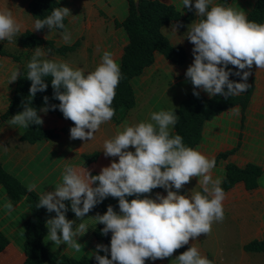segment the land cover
<instances>
[{
    "label": "clouds",
    "instance_id": "obj_1",
    "mask_svg": "<svg viewBox=\"0 0 264 264\" xmlns=\"http://www.w3.org/2000/svg\"><path fill=\"white\" fill-rule=\"evenodd\" d=\"M182 3L189 11L194 8L197 17L187 26L184 38L194 46L193 62L185 72L193 95L199 98L196 89L210 98L246 92L253 66L264 69V24L250 21L245 11L214 4L213 0ZM70 16L75 17L68 7H56L50 15L33 22V31L45 27L50 31L63 30L62 41L70 44L72 35L64 24ZM180 26L173 23L172 32L177 34ZM22 28L12 7H0V41L12 42ZM44 49L35 47L27 64L26 79L31 81L28 96L33 99L38 92L46 91L45 78L51 77L53 99L59 104L49 105L47 96L40 109L32 106V99L24 101L23 111L12 116L9 125L25 129L41 126L44 120L38 113L58 108L65 119L73 122L71 140H92L101 125L115 115L112 104L122 78L119 63L112 52L104 51L100 64L86 73L83 68L57 61L53 56L49 59L52 50ZM21 75L19 68H13L9 83L16 82ZM231 76L239 77L241 82L230 79ZM178 119L175 111L161 110L150 113V121L125 125L113 138L104 141V156L118 157V161L113 159L99 174L66 164L62 182L53 191L43 192L36 205L55 213L45 224L49 240L79 252L82 244L77 238L88 232L90 226L83 221L91 217L96 225H103L101 235L111 233L110 246L97 244L93 252L98 264H145L147 260L173 257L190 240L211 233L214 222H223L226 194L221 179L213 177L215 157L186 146L181 135L173 134L171 129ZM0 148L7 151L3 143ZM193 177L198 178L201 191L181 194ZM36 187L33 182L27 191ZM156 188H163L167 195H144ZM133 196L136 198L128 199ZM108 197L118 199L119 211L108 205L103 214L88 216ZM66 202H70L76 219L67 218ZM4 207L9 214L15 210L11 200ZM175 259L178 264H214L195 243Z\"/></svg>",
    "mask_w": 264,
    "mask_h": 264
},
{
    "label": "crops",
    "instance_id": "obj_2",
    "mask_svg": "<svg viewBox=\"0 0 264 264\" xmlns=\"http://www.w3.org/2000/svg\"><path fill=\"white\" fill-rule=\"evenodd\" d=\"M59 1L64 7L63 1L65 0ZM160 1L174 4L182 14L186 12L182 0ZM254 1L213 0V3L232 6L234 9L245 11L248 14L254 5ZM29 2L30 0H0V7L9 6L13 8L15 16L23 25L21 32L30 30L45 37L47 27L43 32L33 31L32 25L35 19L30 13ZM194 2L195 0H193V4ZM123 13L126 14L125 9ZM116 18L121 19L122 16ZM196 18L194 15V18L189 22L175 21L166 24L164 27L170 42L174 45H182L187 50L188 57L185 64L177 65L162 53L155 51L153 62L130 81L135 100L134 107L129 110L124 107L120 108L116 114L119 117L118 120L111 119V121L102 124L92 140H71L69 131H61L55 138L28 143L19 139L24 128L9 125V121L14 115L1 121L0 143L7 147V151L0 148V160L3 166L25 185L29 186L35 182L37 186L35 191L41 195L43 192L53 191L54 187L62 182L61 177L66 164L80 166L82 155L92 151H99L104 155V141L113 138L118 131L123 130L125 125L150 121V113L152 112L176 109L186 95L193 90L190 80L185 77V72L193 62L192 48L194 46L184 38L187 35L185 33L187 26L195 22ZM82 19L80 21L78 16L74 17L69 31L71 35L74 36L73 34H76L79 28L83 32L86 29V34L90 31H96L100 40L91 43L85 35L80 47L67 54H74L77 60L78 57H81L82 60H78V62L85 63L83 69L86 73L95 70L100 64L104 51L112 52L119 63L124 47L128 43L126 32L120 27L115 28L114 25L112 27L104 24L96 26L89 20L85 24L83 15ZM69 22L70 18L67 17V30ZM173 23L181 25L177 34L172 32ZM20 33L12 42L2 41L7 52L17 54L27 50L19 43ZM74 37L77 39V36ZM182 40L183 42L180 43ZM60 43L67 44L63 41ZM23 64L21 57L20 61H17L10 55L0 54V114L7 109L16 85V82L9 83L10 72L13 68L21 69ZM250 81L253 83V90L244 116L240 105L232 106L216 114L204 122L201 139L192 147L205 155L215 157L216 165L212 170L214 178L222 180L223 171L228 163H233L239 167L247 163H254L264 170V69H256L254 65L247 83L249 84ZM197 90L203 96L209 97L201 89ZM39 115L44 120L43 127L45 128H63L69 123L68 119L49 111L46 114L39 112ZM107 125H109L110 130L108 132L105 130ZM129 150L134 151L131 148ZM221 153H226L227 156H219ZM105 158L108 165L113 159L118 161V157ZM102 167L100 166V168ZM182 190L183 194L190 192V190L193 192L200 191L198 178L193 177L191 182L186 184ZM224 192L226 198L223 202V222H214L211 233L201 234L195 241L190 240L189 245L195 243L203 255L206 257L211 255L214 264H264L263 253L247 252L243 249L244 244L248 241L264 238V171L258 177L255 188L249 190L243 181H239ZM157 193L167 195L163 189L150 194L151 198H155ZM9 200L0 184V231L12 242L17 251L21 252L24 242L23 223L29 215V208L25 198L17 202L11 200L15 210L9 214L4 207ZM95 214L89 213L88 216ZM67 218L76 219L75 216ZM83 222L88 224L90 229L84 236L77 238L78 242L82 244L79 252L70 249L67 245L52 243L47 234L43 238V244L54 254L94 257L93 252L97 244H108L93 235L92 228L94 225L92 223H95L94 219L87 217ZM99 254L105 255L104 252ZM178 255L179 253L176 251L171 258L156 261L147 260L145 264H178L175 259Z\"/></svg>",
    "mask_w": 264,
    "mask_h": 264
},
{
    "label": "trees",
    "instance_id": "obj_3",
    "mask_svg": "<svg viewBox=\"0 0 264 264\" xmlns=\"http://www.w3.org/2000/svg\"><path fill=\"white\" fill-rule=\"evenodd\" d=\"M126 2L125 16L121 19L113 18L114 27L122 28L128 37V43L124 47V52L119 62L122 78L115 90L116 95L112 104V107L115 109V115L112 118L114 121H117L119 118L116 114L120 108L124 107L126 110H129L134 107L135 100L130 81L134 76L139 75L146 66L153 62L155 51L162 53L177 65L185 64L188 57L187 50L182 45L172 44L164 31V27L170 22H189L195 15L194 8L191 11L186 9L185 14H182L174 4L165 3L160 0H138L137 7L135 6L134 0H126ZM56 7H62L59 0H30L29 2V10L35 20L43 19L50 15L51 11ZM247 16L250 21L263 24L264 0H255ZM64 24L66 27L67 18H65ZM45 28L39 32H43ZM18 40L24 48L34 49L39 46L46 50L51 49V53L61 56L75 51L81 44L80 38L74 40L70 44H56L53 39L42 37L30 30L21 32ZM0 54L10 55L15 60L20 61L18 55L9 53L5 50L2 41H0ZM28 63L23 64L20 69L22 73L21 78L16 81L15 89L7 109L0 114V122L11 115L23 111V102H28L32 99L28 96L31 81L26 79ZM233 71H235V69H233ZM230 79L240 82V78L236 76H231ZM45 82L48 84L47 90L38 92L32 99V106L37 109L44 106L43 98L45 96L49 98V105L59 104L58 100L53 99L51 77L45 78ZM252 90L253 83L250 81L246 92L228 98L223 96L210 98L203 96L201 93L199 98H197L193 95V90L190 91L180 102L178 107L173 110L179 116L177 123L172 129L173 134L181 135L186 146L191 148L194 147L201 139L202 127L206 120L211 119L216 114L235 105H240L242 107L244 116V111L249 102ZM196 91L198 90L196 89ZM49 112L63 117V114L58 108L56 110H49ZM73 126V122L70 120L67 126L60 129L45 128L43 125H33L27 129L24 128L19 139L28 143H35L39 140L55 138L59 135V131L70 132V128ZM219 156L226 157L227 154L221 153ZM100 166H108L107 159L101 152L92 151L83 154L81 165L75 167L87 168L93 175H96L99 174L101 170ZM263 171L264 170L260 166L254 163H247L242 167L233 163H228L223 171L221 187L224 191H227L237 182L243 181L246 188L251 190L257 186L258 177ZM0 184L4 188L8 199L17 202L25 198V202L29 208V215L23 223L24 242L21 252H18L12 242L0 231L1 264H43L45 262L49 264H98L95 257L88 255L73 257L66 254H54L43 244V238L48 231L45 226L46 220L54 217L55 213H48L44 208H36L40 194L35 190L28 192V186L13 173L9 172L3 166L1 160ZM161 190H163V188H156L152 190V193ZM183 193V190H181V194ZM134 198L136 197H128L129 200ZM141 198H143V196ZM66 203L69 204V211L66 214L67 217L75 216L70 210V202ZM108 205H112L116 211H119L118 199L108 197L91 212L103 214L107 210ZM102 228L103 225H94L92 233L96 238L110 245L111 233L107 236L101 235L100 230ZM190 246L191 245H186L177 251L181 254ZM243 249L247 252H261L264 254V238L248 241L244 244ZM207 258L213 261L211 255H207Z\"/></svg>",
    "mask_w": 264,
    "mask_h": 264
},
{
    "label": "rangeland",
    "instance_id": "obj_4",
    "mask_svg": "<svg viewBox=\"0 0 264 264\" xmlns=\"http://www.w3.org/2000/svg\"><path fill=\"white\" fill-rule=\"evenodd\" d=\"M64 2V7H68L71 10V14L75 17H79L80 21H82V15L84 16L85 24L86 21L89 20L92 22L93 25H98V24H104L105 26H113V18L122 16L124 17L123 10L125 9L126 11V5L127 2L126 0H65ZM70 22L68 25V31L71 30L72 27V22H73V17L70 16ZM71 23V24H70ZM81 24V23H80ZM79 27V26H78ZM62 31H58L57 29H53L50 31L47 29L46 38H51L55 41L56 44H61L60 42L62 41L61 38V33ZM87 30L81 31L77 30L76 34H73L74 36H77V39L80 38L81 42L83 40V37H87V40L91 41V43H94L98 40H100L99 36L96 34V31H90L88 34H86ZM72 36V41L76 40L75 37ZM81 45V44H80ZM80 47V46H79ZM47 51L46 49H44ZM34 49H27L25 52H20L15 55H18L23 59V63H28L31 60V57L33 55ZM17 52V51H15ZM52 56L57 60V61H65L68 62L71 66L73 67H81L83 68L85 66V63H79L78 60H82L81 57H78V60L74 54H67V55H57L54 53H49L48 58L51 59ZM85 61V60H84ZM60 129V128H56ZM105 130L108 132L109 130V125L105 127ZM61 131H59L60 133ZM90 213H97V212H90ZM95 223H92L93 225H96ZM94 227V226H93Z\"/></svg>",
    "mask_w": 264,
    "mask_h": 264
},
{
    "label": "water",
    "instance_id": "obj_5",
    "mask_svg": "<svg viewBox=\"0 0 264 264\" xmlns=\"http://www.w3.org/2000/svg\"><path fill=\"white\" fill-rule=\"evenodd\" d=\"M135 6H138V0H134Z\"/></svg>",
    "mask_w": 264,
    "mask_h": 264
}]
</instances>
